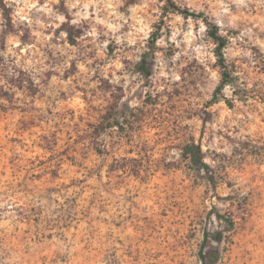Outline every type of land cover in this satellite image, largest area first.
<instances>
[{"label": "rangeland", "instance_id": "rangeland-1", "mask_svg": "<svg viewBox=\"0 0 264 264\" xmlns=\"http://www.w3.org/2000/svg\"><path fill=\"white\" fill-rule=\"evenodd\" d=\"M174 2L231 107L167 0H0V264H264V0Z\"/></svg>", "mask_w": 264, "mask_h": 264}, {"label": "trees", "instance_id": "trees-1", "mask_svg": "<svg viewBox=\"0 0 264 264\" xmlns=\"http://www.w3.org/2000/svg\"><path fill=\"white\" fill-rule=\"evenodd\" d=\"M168 6L171 9H175L178 12L182 13L184 16H201L206 28H207V34L211 38V40L214 43V54L217 57V66L219 68V75L220 79L218 84L215 86L213 93L211 95V98L209 100V103H214L219 100H224L225 103L231 107L233 105V99L223 96V94H220L222 92V89L226 86L233 87V94L236 95L238 91H240V85L238 84L239 76L236 74V70L234 69V66H231L226 58L224 57L223 49L226 47L228 40L227 37L222 35L219 32V27L211 20L208 19L207 16H204L203 13H194L189 11L186 8H181L178 6L174 0H167ZM154 35V34H153ZM157 39V36H153V38L150 40V48L153 49L155 45V41ZM237 88V89H236ZM244 91V90H243ZM241 97V96H239ZM113 117V114L112 116ZM112 124V122L110 123ZM105 126H101V129H104ZM184 153L189 155L191 158V161L196 164L199 168L205 169L206 171L209 170L208 164L204 161V156L202 149L199 144H195L194 142L190 144H186L184 146ZM210 178H212L211 175H209ZM219 218L224 219V221L229 225V227L233 226V222L229 217H226L225 215L221 214H216ZM216 240L219 241L222 239V234L218 231H212L210 232L209 230H204L203 231V240L201 244V249H200V255L202 257V264H210L212 262H215L218 258V251H209L205 252L203 254V249L206 245L210 243V240Z\"/></svg>", "mask_w": 264, "mask_h": 264}]
</instances>
